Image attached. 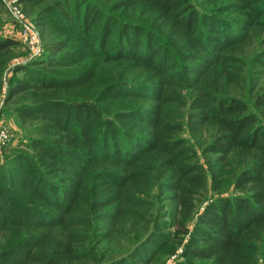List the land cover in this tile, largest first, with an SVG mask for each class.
<instances>
[{
	"label": "trees",
	"instance_id": "1",
	"mask_svg": "<svg viewBox=\"0 0 264 264\" xmlns=\"http://www.w3.org/2000/svg\"><path fill=\"white\" fill-rule=\"evenodd\" d=\"M17 2L41 51L12 66L18 42L0 35V97L34 125L0 164V264H150L179 221L185 258L264 264V85L252 110L239 93L250 43L264 71L260 7L236 37L207 24L219 0ZM227 182L233 197L198 210ZM110 242L128 247L115 261L97 250Z\"/></svg>",
	"mask_w": 264,
	"mask_h": 264
},
{
	"label": "rangeland",
	"instance_id": "2",
	"mask_svg": "<svg viewBox=\"0 0 264 264\" xmlns=\"http://www.w3.org/2000/svg\"><path fill=\"white\" fill-rule=\"evenodd\" d=\"M199 2L197 6V11L204 14L208 10L206 4L209 1L215 2L216 0H196ZM224 3L223 10L221 13L218 11L211 12V15H206L207 24L215 22L216 26L221 27V32H231L232 35L239 37L242 33L239 31V26H243L244 29H247L251 25V11L255 6H259L262 11V16L264 17V1L263 0H219ZM226 7V8H225ZM232 8L230 11H228ZM227 11V12H226ZM251 12V13H250ZM238 18H241L240 23ZM264 20V19H263ZM209 29L205 28V31L211 35H216L217 32L215 28ZM0 35L4 38H12L18 42V46L15 49L16 56L12 61V64L16 66L18 63H24L28 60H31L40 53V50L37 53H32L30 49H27L22 42L19 40L18 29L13 25L12 21L6 17L2 18V24L0 25ZM238 40V39H237ZM234 38L231 41H227V38H224L222 44L226 45L225 47L232 46L237 42ZM260 50L259 46L253 42L247 45L245 52L243 53V58L245 62V69L243 73V90L239 91L240 98L246 103V105L252 110V98L256 92L264 85V71L254 65V62H251L252 56ZM37 54V55H36ZM242 56V55H241ZM34 125L30 123L24 124L15 114L11 111H6L4 107L3 98L0 97V128H4L8 134V141L5 143L3 151L0 155V164L3 163L4 156L11 148L20 147L21 144L26 143L31 136V128ZM184 137H188L187 134H183ZM193 140L188 139V144H192ZM200 156V150H199ZM213 158V157H212ZM214 159V158H213ZM220 167H216V170H219ZM224 176L226 173L224 172ZM231 183L222 184L220 189L215 192H208L203 199V202L198 206V210H201L212 198L216 197H233V185ZM170 194H166L161 198V216H163L164 223L170 224L172 219H178L179 216L174 210L173 206L170 207V200L166 199ZM201 197L198 198L200 201ZM198 205V203H196ZM161 222L162 220L159 219ZM192 223L191 222H180L177 227L171 228L163 231V234H168L171 240L170 244L162 249L161 251L156 249L154 251L153 261L150 264H204L198 260H192L185 258L184 255V246L189 241L192 235ZM111 247V249H117V252H111V261L117 260L125 250L128 249L126 243H104L98 246V251L100 255H103V250L105 248Z\"/></svg>",
	"mask_w": 264,
	"mask_h": 264
},
{
	"label": "built area",
	"instance_id": "3",
	"mask_svg": "<svg viewBox=\"0 0 264 264\" xmlns=\"http://www.w3.org/2000/svg\"><path fill=\"white\" fill-rule=\"evenodd\" d=\"M2 1L8 12L10 20L12 21L13 25L18 29V36L20 42H22V44L27 49H30L33 54L37 53L41 48L39 35L35 28L31 25V23L23 17L17 0ZM14 65L15 64H12V66ZM7 141V131L4 128H0V153Z\"/></svg>",
	"mask_w": 264,
	"mask_h": 264
}]
</instances>
